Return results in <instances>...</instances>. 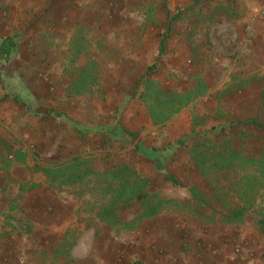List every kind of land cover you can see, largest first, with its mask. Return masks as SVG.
<instances>
[{"label": "rangeland", "instance_id": "obj_1", "mask_svg": "<svg viewBox=\"0 0 264 264\" xmlns=\"http://www.w3.org/2000/svg\"><path fill=\"white\" fill-rule=\"evenodd\" d=\"M230 4L224 0H0L1 95L2 73H57L55 84L61 91L45 86L40 74L32 75L30 80L42 86L40 96H53V101L39 99L35 110L30 109L24 93L22 109L14 105L16 111L9 118H0L4 123L0 124L2 264H19L20 259L45 264L46 254H37L35 238L21 237L9 225L10 219H35L32 204L38 199H46L44 205L55 203L71 231L77 230L80 215L104 219L103 214H108L104 209L121 183L112 172L118 166L126 167L123 176L131 181L133 173L145 178L149 197L138 209L147 211L152 203L182 209L190 213L193 226L203 217L204 227L224 237L219 244L226 264H264V232L255 221L258 214L264 217V159L249 166L236 157H258L264 144V68L256 72L253 62L235 59L239 54L247 58L248 53L237 41L230 46L221 34L230 14L240 7L238 2ZM163 9L172 11L171 22L162 16ZM260 10L263 14L264 1ZM168 23L178 30L176 42L167 43V34L158 32ZM12 35L17 50L4 61L2 38ZM160 40L170 48L158 54ZM152 64L153 79L168 92L184 91L197 78L206 85L159 125L149 123L135 90ZM45 80L48 83V77ZM69 121L137 130L144 147H166L189 137L184 146L169 149V158L157 168L134 153L132 144L103 143L102 132L82 137ZM74 157L81 161L82 176L76 182H58L45 170L48 163ZM249 175H253L246 196L250 206L235 215L247 204L235 191ZM164 190L175 197L158 203ZM123 205L113 220H105L117 232L127 229L129 207L137 206L131 201Z\"/></svg>", "mask_w": 264, "mask_h": 264}, {"label": "crops", "instance_id": "obj_2", "mask_svg": "<svg viewBox=\"0 0 264 264\" xmlns=\"http://www.w3.org/2000/svg\"><path fill=\"white\" fill-rule=\"evenodd\" d=\"M263 1L224 0L226 3H231L230 5L238 2L240 7L236 11L237 13L230 14L221 34L227 39L230 46L237 41L236 43L245 49L248 57L239 54L235 56V59L253 62L256 72L264 68L261 66L264 62V13L262 14L260 10ZM163 11L162 16H168V21L171 22L170 14L172 11L170 10L169 13L165 9ZM158 32L167 34L168 38L165 37L167 43L179 40L178 30L171 29L170 23L164 29H159ZM166 48L170 47L166 46ZM166 48L163 41L162 52L168 51ZM37 74L42 76L45 86L51 84L55 92H61L55 84L57 81L55 74L57 73H2V95L5 92L7 94L9 92V94L4 97L0 93V103L2 102V105L0 104V118L4 116L9 118L16 111L14 105H17L18 109L21 110L23 105L21 96H25V94H28V100L25 104L30 109L35 110L39 99L41 101H53V96L49 95L44 99L40 96L38 91L42 86L38 80L35 82L30 80L32 75L37 77ZM153 75H151L152 79ZM45 77H48V83ZM17 96H20L19 102L14 104ZM46 104L48 105V103ZM149 123L151 122L149 121ZM0 124L3 125L4 123L0 121ZM0 143H2L1 126ZM1 162L2 152L0 151V209L2 210ZM162 193L158 203L175 197L170 190H164ZM45 202L46 199H38V201L33 202L32 206L35 207L37 214L35 219L27 222L31 228L29 232L15 231L20 233L21 237L35 238L38 246L37 254L39 256L46 254L45 264H226L224 257H222L223 248L219 244L224 237L221 236V233L217 234L216 231L204 227L205 224L201 222L203 217H198L196 219L198 225L193 226L188 211L185 213L182 209L176 211L165 206L158 207L154 203H152L151 208L146 207L147 211L145 209L142 211L138 207L143 204L140 201L131 200L137 206L135 208L129 207L126 217L128 223L126 230L117 232L116 228L104 220L83 214L78 218L77 230L71 231L66 226L67 217L63 212L60 213L55 209L56 204L52 203L51 208H49V203L44 205ZM63 203L60 207H63ZM45 208H48V212H45ZM216 215L219 216V214ZM221 218H223L222 215ZM175 223H178V226ZM1 224L2 217L0 218V226ZM18 251L23 253L22 249ZM17 262L27 264L22 259ZM0 264H2L1 229Z\"/></svg>", "mask_w": 264, "mask_h": 264}, {"label": "trees", "instance_id": "obj_3", "mask_svg": "<svg viewBox=\"0 0 264 264\" xmlns=\"http://www.w3.org/2000/svg\"><path fill=\"white\" fill-rule=\"evenodd\" d=\"M1 48L2 59L4 61L9 60L11 58V53L17 50V44L15 43V41H13V35L5 36L4 38H2ZM162 50L163 41L160 40L158 42L157 53H162ZM154 73V64L149 65L146 68V73L138 79L135 87V90L138 91L137 97L143 104L150 122L153 125L163 123L164 121L169 119L182 106L188 104L198 95H200L206 88L204 81L200 78H197L192 86L184 91L168 92L164 89V87L159 85L156 80L151 78V75H153ZM69 125L82 137H86L88 135H96L97 133L102 132L105 136L102 140L103 143H107L110 140H115L120 144H132V150L134 153L142 156L147 160L153 161L157 168L160 167L159 165L163 160L169 158V153H167L169 149L173 147L176 148L182 145L184 146V139L189 137V135H187L186 137L175 141L174 145H168L166 147H144L138 141L137 130L131 131L123 128L122 126H115L110 128L98 125L92 127L79 125L77 122L73 121H69ZM258 126H261V124H258ZM236 157L241 160V163L243 165L252 166L253 164H257L264 159V144L261 146L258 157L251 155ZM80 164L81 161L79 160V157H74L67 162L53 161L51 163H48L45 165V170L46 172H48L49 176L52 179L58 182L73 183L78 181L82 176L80 173ZM122 170H126V167L118 166L116 167V169H112V172L117 176L118 180H121V183L119 184L118 188L114 190L113 199L110 201V204L106 209H104V211L108 212L109 216L108 214H103L104 219L101 220H113L116 217V213L119 212L118 209L123 208V204L127 201L135 200L145 202L149 197L148 191L144 188L145 178L139 177L135 173H133L134 177L133 181H131L128 179V177L123 176L124 171ZM162 174V176H164L166 180L172 182V184H179L174 177L165 175L164 173ZM250 177L253 178V175H249L246 183L238 186L235 191L240 201L243 200V197L244 200H247V204H242L241 207L235 211V215H239L247 208V206H250L249 203L251 200L246 197L247 193H249L250 189L252 188V185L250 183L251 179H249ZM255 221L258 225V228L264 232V217L258 214L255 216ZM9 225L12 230L17 232L27 233L31 229L29 223L20 220L10 219Z\"/></svg>", "mask_w": 264, "mask_h": 264}, {"label": "built area", "instance_id": "obj_4", "mask_svg": "<svg viewBox=\"0 0 264 264\" xmlns=\"http://www.w3.org/2000/svg\"><path fill=\"white\" fill-rule=\"evenodd\" d=\"M235 252H238V249H235Z\"/></svg>", "mask_w": 264, "mask_h": 264}]
</instances>
